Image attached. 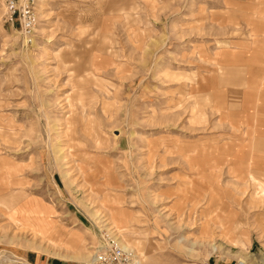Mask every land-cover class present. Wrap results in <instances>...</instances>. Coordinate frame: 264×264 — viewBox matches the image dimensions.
<instances>
[{
	"label": "rangeland",
	"instance_id": "obj_1",
	"mask_svg": "<svg viewBox=\"0 0 264 264\" xmlns=\"http://www.w3.org/2000/svg\"><path fill=\"white\" fill-rule=\"evenodd\" d=\"M35 10L0 0V264H264V0Z\"/></svg>",
	"mask_w": 264,
	"mask_h": 264
},
{
	"label": "built area",
	"instance_id": "obj_2",
	"mask_svg": "<svg viewBox=\"0 0 264 264\" xmlns=\"http://www.w3.org/2000/svg\"><path fill=\"white\" fill-rule=\"evenodd\" d=\"M6 17L10 22H17L24 36L33 37L37 28L35 0H2ZM96 264H132V255L119 244L108 251H97Z\"/></svg>",
	"mask_w": 264,
	"mask_h": 264
},
{
	"label": "crops",
	"instance_id": "obj_3",
	"mask_svg": "<svg viewBox=\"0 0 264 264\" xmlns=\"http://www.w3.org/2000/svg\"><path fill=\"white\" fill-rule=\"evenodd\" d=\"M230 73H231V72H230ZM227 75H228V74H227ZM227 75H226V76H227ZM227 78H228V79H231V75H229ZM227 78H226V79H227ZM262 189H263V188H262ZM263 191H264V190H263Z\"/></svg>",
	"mask_w": 264,
	"mask_h": 264
},
{
	"label": "bare ground",
	"instance_id": "obj_4",
	"mask_svg": "<svg viewBox=\"0 0 264 264\" xmlns=\"http://www.w3.org/2000/svg\"><path fill=\"white\" fill-rule=\"evenodd\" d=\"M96 253V252H95Z\"/></svg>",
	"mask_w": 264,
	"mask_h": 264
}]
</instances>
